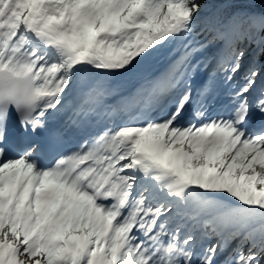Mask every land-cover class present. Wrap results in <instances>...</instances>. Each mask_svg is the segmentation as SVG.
<instances>
[{"label": "snow or ice", "instance_id": "obj_1", "mask_svg": "<svg viewBox=\"0 0 264 264\" xmlns=\"http://www.w3.org/2000/svg\"><path fill=\"white\" fill-rule=\"evenodd\" d=\"M0 264H264V0H0Z\"/></svg>", "mask_w": 264, "mask_h": 264}, {"label": "bare ground", "instance_id": "obj_2", "mask_svg": "<svg viewBox=\"0 0 264 264\" xmlns=\"http://www.w3.org/2000/svg\"><path fill=\"white\" fill-rule=\"evenodd\" d=\"M158 66V65H157ZM67 117H64V119H66Z\"/></svg>", "mask_w": 264, "mask_h": 264}]
</instances>
